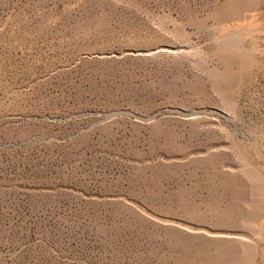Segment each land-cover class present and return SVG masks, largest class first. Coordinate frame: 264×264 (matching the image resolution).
I'll use <instances>...</instances> for the list:
<instances>
[{
    "label": "rangeland",
    "instance_id": "1",
    "mask_svg": "<svg viewBox=\"0 0 264 264\" xmlns=\"http://www.w3.org/2000/svg\"><path fill=\"white\" fill-rule=\"evenodd\" d=\"M0 264H264V0H0Z\"/></svg>",
    "mask_w": 264,
    "mask_h": 264
}]
</instances>
